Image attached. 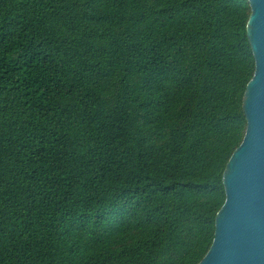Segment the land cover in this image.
Wrapping results in <instances>:
<instances>
[{"label":"trees","instance_id":"16d2710c","mask_svg":"<svg viewBox=\"0 0 264 264\" xmlns=\"http://www.w3.org/2000/svg\"><path fill=\"white\" fill-rule=\"evenodd\" d=\"M247 0H0V264H198L254 72Z\"/></svg>","mask_w":264,"mask_h":264},{"label":"water","instance_id":"95a60500","mask_svg":"<svg viewBox=\"0 0 264 264\" xmlns=\"http://www.w3.org/2000/svg\"><path fill=\"white\" fill-rule=\"evenodd\" d=\"M247 2L254 72L242 99L246 128L225 166V201L212 244L198 264H264V0Z\"/></svg>","mask_w":264,"mask_h":264}]
</instances>
